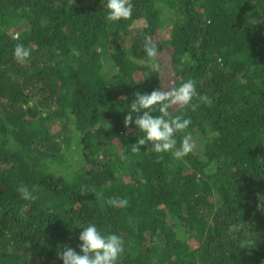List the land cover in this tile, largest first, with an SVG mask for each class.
I'll return each mask as SVG.
<instances>
[{"label": "trees", "instance_id": "obj_1", "mask_svg": "<svg viewBox=\"0 0 264 264\" xmlns=\"http://www.w3.org/2000/svg\"><path fill=\"white\" fill-rule=\"evenodd\" d=\"M132 3L109 22L104 0H0V264H62L75 222L120 235L118 264H264V0ZM186 79L193 151L132 152L134 94Z\"/></svg>", "mask_w": 264, "mask_h": 264}, {"label": "clouds", "instance_id": "obj_2", "mask_svg": "<svg viewBox=\"0 0 264 264\" xmlns=\"http://www.w3.org/2000/svg\"><path fill=\"white\" fill-rule=\"evenodd\" d=\"M106 19L109 22L127 20L133 16L132 0H104ZM14 39H20L17 32ZM32 49L23 43H17L13 49V58L21 65L27 64L32 56ZM143 63L155 70L154 60L158 55V43L150 38L143 42ZM197 95L196 84L192 79H186L163 90L156 88L151 92L141 93L137 91L130 105H127L125 126L135 125L140 133L138 139L132 144L131 151H141V145L151 143V150L158 154L170 153L175 159H182L194 149L192 133L186 131L191 119L183 114H173V106H179L182 110L189 107L195 108L193 98ZM206 101V96H201ZM183 134L179 137L177 134ZM123 156L124 154L121 153ZM19 193L25 200H35L32 190L26 185L18 187ZM262 203L258 207H264V196H260ZM110 206H125L127 199L108 198ZM75 226L82 228L79 232V251L69 245H64L58 252L62 264H118L119 258L125 251L123 238L115 232H105L93 222H75Z\"/></svg>", "mask_w": 264, "mask_h": 264}, {"label": "rangeland", "instance_id": "obj_3", "mask_svg": "<svg viewBox=\"0 0 264 264\" xmlns=\"http://www.w3.org/2000/svg\"><path fill=\"white\" fill-rule=\"evenodd\" d=\"M142 24H143L142 21L135 22L133 25H131V28H132V29H138V28H141V27H142ZM107 61H109V59L104 60V64H105L106 67H109V66L107 65ZM105 72H106V74H108V75L110 74L108 68H106V71H105Z\"/></svg>", "mask_w": 264, "mask_h": 264}]
</instances>
